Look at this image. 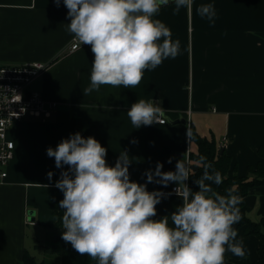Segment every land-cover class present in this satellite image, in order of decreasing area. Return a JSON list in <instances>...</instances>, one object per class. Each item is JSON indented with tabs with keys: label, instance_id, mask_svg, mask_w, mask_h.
I'll return each instance as SVG.
<instances>
[{
	"label": "crops",
	"instance_id": "crops-1",
	"mask_svg": "<svg viewBox=\"0 0 264 264\" xmlns=\"http://www.w3.org/2000/svg\"><path fill=\"white\" fill-rule=\"evenodd\" d=\"M207 3L217 11L214 26L196 12ZM174 7L173 3L161 7L155 18L171 29L173 40L180 41L175 59L145 70L134 88L103 85L84 96L94 54L90 45L69 51L73 38L67 31L70 19L63 0L59 6L55 0H0V64L49 63L31 89L58 103L51 115L28 114L9 131L16 148L8 178L0 184V264H26V253L38 262L52 254L47 247L64 231L55 226L64 198L55 183L68 166L56 168L47 149H55L77 132L94 137L107 149L110 166L120 152L127 151L130 179L140 184L146 183L145 172L154 171L157 162L163 164L162 171H175L177 160L185 157L192 170L186 183L198 190L194 181L200 177L195 174L202 164L193 135L208 138L217 155L224 152L230 157V178H251L250 167L264 162L260 153L264 148V0H194L190 11L182 8L176 15ZM140 99L159 102L167 122L134 128L127 111ZM181 117L187 122H175ZM174 186L147 184L148 191L172 193L156 206L155 219L170 215L181 203ZM212 186L219 192L223 189L222 183ZM243 202L249 219L260 221L264 183L251 187ZM247 227L236 228L237 239H243L249 252L246 258L255 261L260 239L247 234ZM37 235L51 241L41 246ZM240 259L225 253V264H239ZM89 264L97 262L91 259Z\"/></svg>",
	"mask_w": 264,
	"mask_h": 264
},
{
	"label": "clouds",
	"instance_id": "clouds-1",
	"mask_svg": "<svg viewBox=\"0 0 264 264\" xmlns=\"http://www.w3.org/2000/svg\"><path fill=\"white\" fill-rule=\"evenodd\" d=\"M55 3L59 6L60 0ZM63 3L73 41L79 46L90 45L94 54L90 83L83 89L87 96L103 85L134 88L145 70H155L164 60L175 59L180 54V41L173 40L171 29L155 17L170 3L175 5L174 15L182 8L190 11L194 0ZM196 12L210 26L215 25L214 4H201ZM12 93V102L19 103L22 95L15 90ZM127 116L134 128L166 121L160 103L144 99L133 103ZM47 155L54 157L56 168L68 166L55 183L64 197L59 202L63 209L62 239L97 264H225L226 252L241 259L249 255L234 227L242 219V197L233 189L221 194L213 188V184L221 185L223 178L205 156L200 157L203 173L194 181L198 190L193 191L186 183L192 170L185 157L177 160L175 171H162L163 164L157 162L154 171L145 172L146 183L140 184L130 179L132 162L127 151L120 152L115 165L110 166L107 149L92 136L72 134L55 149L49 147ZM47 176L51 181L53 173ZM148 183L177 185L173 191L181 203L170 215L155 219L156 206L172 193L148 191Z\"/></svg>",
	"mask_w": 264,
	"mask_h": 264
},
{
	"label": "built area",
	"instance_id": "built-area-1",
	"mask_svg": "<svg viewBox=\"0 0 264 264\" xmlns=\"http://www.w3.org/2000/svg\"><path fill=\"white\" fill-rule=\"evenodd\" d=\"M80 46L73 41L69 51ZM49 63L43 61L23 64H0V184L5 183L8 167L15 155V142L10 139L9 131L14 123L28 114L49 116L57 109L58 103L44 98L40 91L32 90V82L41 76ZM12 90L22 95L19 103H13ZM25 111L21 112V109ZM19 114V115H16ZM167 122L166 121L164 123ZM177 187L174 186L172 190Z\"/></svg>",
	"mask_w": 264,
	"mask_h": 264
},
{
	"label": "trees",
	"instance_id": "trees-1",
	"mask_svg": "<svg viewBox=\"0 0 264 264\" xmlns=\"http://www.w3.org/2000/svg\"><path fill=\"white\" fill-rule=\"evenodd\" d=\"M195 139H197L200 145V157L205 156L207 161L210 162L214 169L219 171L222 175V184L223 189L220 191L221 194H225L226 189H233L236 194L242 197V203L239 205L240 214L242 216L241 221L236 224L234 227L239 228L243 225H247L246 233L247 234H255L260 239L259 245V258L255 261H251L249 258L240 259L238 261L239 264H264V232L262 231V225H264V216L260 219V221H252L247 216V207L243 202V197L248 193L249 189L255 185L264 183V162H259L257 167H250V172L252 173V177H238L235 176L230 178L227 174V170L230 166L231 159L224 152L220 155H217V150L213 146V144L207 139L198 138L197 135H193ZM260 153L264 155V148L260 150ZM200 160V159H199ZM203 173V166L200 165V168L196 171L198 177H200ZM61 218L62 211L59 213V220L55 224L57 228L61 226ZM48 252L52 254H57L59 256V260H49L43 259L41 262L30 255L25 254L24 262L26 264H89L91 258L87 255H80L77 253L71 246L70 243H66L62 239V234L56 236V239L52 245L47 247Z\"/></svg>",
	"mask_w": 264,
	"mask_h": 264
},
{
	"label": "rangeland",
	"instance_id": "rangeland-1",
	"mask_svg": "<svg viewBox=\"0 0 264 264\" xmlns=\"http://www.w3.org/2000/svg\"><path fill=\"white\" fill-rule=\"evenodd\" d=\"M37 238H38V240H39V244L41 245V246H43L45 243H47L48 242V240H50L51 241V239H49V237H45V236H43V235H37ZM43 248V247H42ZM42 250V249H41ZM47 259H49V260H58V258H59V256L57 255V254H49L48 253V255H47V257H46Z\"/></svg>",
	"mask_w": 264,
	"mask_h": 264
},
{
	"label": "water",
	"instance_id": "water-1",
	"mask_svg": "<svg viewBox=\"0 0 264 264\" xmlns=\"http://www.w3.org/2000/svg\"><path fill=\"white\" fill-rule=\"evenodd\" d=\"M175 122H183V123H186L187 122V119L181 117V118L177 119ZM191 167H192V169H198L199 168L198 165H191ZM30 213L33 215V212L32 211ZM34 219L35 218L33 216L30 217V220L31 221H33Z\"/></svg>",
	"mask_w": 264,
	"mask_h": 264
}]
</instances>
